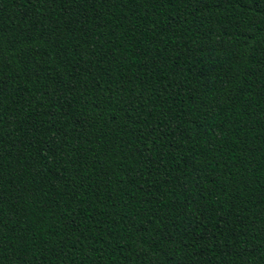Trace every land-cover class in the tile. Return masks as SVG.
I'll return each instance as SVG.
<instances>
[{"label": "trees", "instance_id": "trees-1", "mask_svg": "<svg viewBox=\"0 0 264 264\" xmlns=\"http://www.w3.org/2000/svg\"><path fill=\"white\" fill-rule=\"evenodd\" d=\"M0 264H264V0H0Z\"/></svg>", "mask_w": 264, "mask_h": 264}]
</instances>
